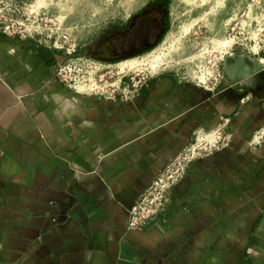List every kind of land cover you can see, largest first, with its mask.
Returning a JSON list of instances; mask_svg holds the SVG:
<instances>
[{
    "label": "crops",
    "instance_id": "crops-1",
    "mask_svg": "<svg viewBox=\"0 0 264 264\" xmlns=\"http://www.w3.org/2000/svg\"><path fill=\"white\" fill-rule=\"evenodd\" d=\"M64 62L0 29V264H264V73L217 92L160 74L124 102L66 86ZM223 120L229 145L129 231L163 166Z\"/></svg>",
    "mask_w": 264,
    "mask_h": 264
},
{
    "label": "rangeland",
    "instance_id": "rangeland-1",
    "mask_svg": "<svg viewBox=\"0 0 264 264\" xmlns=\"http://www.w3.org/2000/svg\"><path fill=\"white\" fill-rule=\"evenodd\" d=\"M148 3L165 4L167 25L160 42L115 63L100 57L106 35L126 30ZM0 23L30 31L50 47L68 34L77 50L72 55L67 46L56 50L65 60L95 57V79L77 88L82 91H120L130 74H170L185 78L184 83L211 84L238 60L264 73V0H0Z\"/></svg>",
    "mask_w": 264,
    "mask_h": 264
},
{
    "label": "built area",
    "instance_id": "built-area-1",
    "mask_svg": "<svg viewBox=\"0 0 264 264\" xmlns=\"http://www.w3.org/2000/svg\"><path fill=\"white\" fill-rule=\"evenodd\" d=\"M0 29L7 35L37 39L32 32L29 31L30 34L27 30H16L14 26H3L0 23ZM58 42H60V45H58ZM43 43L47 45L45 42ZM48 46L50 47V45ZM65 46L68 48V55L76 53L77 45L68 34L61 35L51 48L63 50ZM95 67L96 63L90 57L67 58L59 67L57 75L63 84L76 90L80 85H88L95 79L93 75ZM225 78L224 74H218L211 84L199 80L198 82L191 81V83L208 92H217L222 89L221 86L224 84ZM148 79L145 75L136 78L130 74L125 77L122 90H108L103 94L110 99L119 98L124 102L131 101L140 93L141 88ZM180 81L187 82L185 78H181ZM227 124L228 122L223 120L213 130L196 131L192 143L175 159L163 166L162 171L130 210L127 226L129 231H141L148 227L152 221L165 211L170 191L184 180L194 163L225 149L229 145L231 135L227 132ZM256 135L259 140H262L264 129L258 131Z\"/></svg>",
    "mask_w": 264,
    "mask_h": 264
},
{
    "label": "flooded vegetation",
    "instance_id": "flooded-vegetation-1",
    "mask_svg": "<svg viewBox=\"0 0 264 264\" xmlns=\"http://www.w3.org/2000/svg\"><path fill=\"white\" fill-rule=\"evenodd\" d=\"M164 6L165 4L163 3L156 5H150L148 3L144 9L130 18L126 30H117L114 34H107L98 49V54L100 57L109 63H115L117 61L143 55L144 52L151 47L149 48L148 46H143L138 50H135L132 54L128 55L125 53V48H123V42L128 40L129 36H131V33L136 30L138 25L147 24L150 21H154L158 24L157 32L159 36L156 43L157 45L164 36L167 25L166 15L164 14L166 9ZM137 43L138 41L134 45H137ZM90 58L94 59L95 57Z\"/></svg>",
    "mask_w": 264,
    "mask_h": 264
},
{
    "label": "water",
    "instance_id": "water-1",
    "mask_svg": "<svg viewBox=\"0 0 264 264\" xmlns=\"http://www.w3.org/2000/svg\"><path fill=\"white\" fill-rule=\"evenodd\" d=\"M158 24L154 21H150L147 24L138 25L136 30L131 33L128 40L123 42L125 53L130 55L135 50L143 46L153 47L157 43L158 39ZM138 41L137 45H134ZM244 61V60H238ZM236 61L235 66L229 68L225 66V76L227 78H235L237 81L249 79L256 75L257 69L249 67L248 65H238ZM245 62V61H244ZM246 64V62H245Z\"/></svg>",
    "mask_w": 264,
    "mask_h": 264
},
{
    "label": "bare ground",
    "instance_id": "bare-ground-1",
    "mask_svg": "<svg viewBox=\"0 0 264 264\" xmlns=\"http://www.w3.org/2000/svg\"><path fill=\"white\" fill-rule=\"evenodd\" d=\"M123 48H124V45H123ZM237 64H238V65H246V64H245V62H242V61H241V62H240V61H238V63H237ZM123 66H124V65H123ZM123 69H124V68H123ZM254 70H255V69H254ZM123 71H124V70H122V72H123Z\"/></svg>",
    "mask_w": 264,
    "mask_h": 264
}]
</instances>
